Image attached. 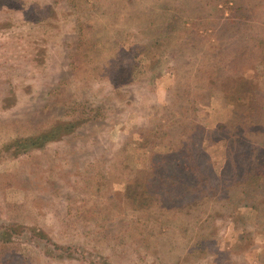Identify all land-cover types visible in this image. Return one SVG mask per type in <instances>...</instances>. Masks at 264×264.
Returning <instances> with one entry per match:
<instances>
[{
	"label": "rangeland",
	"instance_id": "374dc122",
	"mask_svg": "<svg viewBox=\"0 0 264 264\" xmlns=\"http://www.w3.org/2000/svg\"><path fill=\"white\" fill-rule=\"evenodd\" d=\"M0 1V264H264V0Z\"/></svg>",
	"mask_w": 264,
	"mask_h": 264
},
{
	"label": "trees",
	"instance_id": "16d2710c",
	"mask_svg": "<svg viewBox=\"0 0 264 264\" xmlns=\"http://www.w3.org/2000/svg\"><path fill=\"white\" fill-rule=\"evenodd\" d=\"M1 4L3 6L5 5L4 2L0 1V7H3V6H1ZM5 6H13V5L11 3V4H6ZM40 14L37 16H40ZM125 74H126V72L123 73V77L130 79L129 74H127V75H125ZM239 98L243 101V100H245V98H248V97H245V98L239 97ZM249 101L245 100L244 102L249 103ZM66 125H67V123L58 124L57 126L52 127L48 132H45L44 134H40L35 138H27V139L20 140V141L15 140L11 143H7L2 147V150L6 151V152H12L13 155H16V154L24 152L30 148H35L37 146L42 145L44 142H48L49 140L56 139L61 134L65 133L66 129L68 128V127L66 128ZM34 139H36V140H34ZM249 177L250 178L252 177L255 180L254 184H256L258 181L260 182L261 180H263L264 173L262 171H260V169H259L258 173L252 174ZM250 186H253V183H251ZM172 192H173V189L170 190V193H172ZM12 228H13V226H12ZM11 232L13 233V231H11ZM35 235H37V234H35ZM69 254H72V253H69ZM103 264H110V263L105 262Z\"/></svg>",
	"mask_w": 264,
	"mask_h": 264
}]
</instances>
